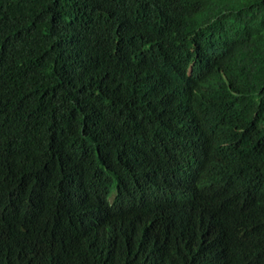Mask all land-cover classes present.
I'll use <instances>...</instances> for the list:
<instances>
[{
    "label": "trees",
    "instance_id": "16d2710c",
    "mask_svg": "<svg viewBox=\"0 0 264 264\" xmlns=\"http://www.w3.org/2000/svg\"><path fill=\"white\" fill-rule=\"evenodd\" d=\"M0 264H264V0H0Z\"/></svg>",
    "mask_w": 264,
    "mask_h": 264
},
{
    "label": "clouds",
    "instance_id": "9594fccd",
    "mask_svg": "<svg viewBox=\"0 0 264 264\" xmlns=\"http://www.w3.org/2000/svg\"><path fill=\"white\" fill-rule=\"evenodd\" d=\"M185 179H186V178H182L181 180L175 182V183L173 184V186L171 187L169 193H172V192H175V191L179 190V189H180L181 181H182V180H185ZM169 193H168V194H169ZM180 209H181L183 215H184L186 218H188V219L192 218L196 212H200V211H197L194 207H192V206H190V205L182 206Z\"/></svg>",
    "mask_w": 264,
    "mask_h": 264
}]
</instances>
